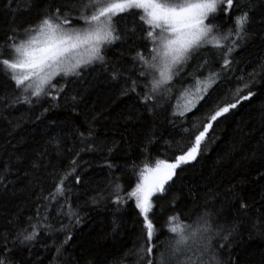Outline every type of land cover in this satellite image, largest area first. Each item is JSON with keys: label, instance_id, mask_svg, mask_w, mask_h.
Masks as SVG:
<instances>
[{"label": "snow or ice", "instance_id": "obj_1", "mask_svg": "<svg viewBox=\"0 0 264 264\" xmlns=\"http://www.w3.org/2000/svg\"><path fill=\"white\" fill-rule=\"evenodd\" d=\"M0 13L7 17L0 19V107L7 110L42 100L49 106L43 108L37 120L59 109L61 101L66 110L80 118L84 92L77 89L69 93L68 89L70 85L86 83L85 70L99 71L107 83L118 87L119 97L135 101L126 115L121 114L126 123L145 120V112L148 117H155L165 107L173 84L187 71L190 62L201 51L219 53V61L203 59L194 73L189 74L202 86L184 111L171 113L173 117H186L193 109L198 110L201 103L206 106L203 115L195 118L191 126H182V135L188 140L177 142L178 146L173 148L171 137L165 139L155 127L148 128L144 134L141 152L146 158L161 141L167 149L179 154L156 159L152 168L146 166L127 198L121 195L123 187L117 184L108 196H94L91 203L98 206L101 200H111L119 212L129 200H135V209L142 220L141 242L125 257H134L136 264H241V257L235 255L239 247L237 236L247 228L250 239L264 240V187L259 189L258 201L249 200L242 191L243 186L264 180L261 171L264 169V103L259 106L261 138L246 148L250 164L261 162L257 176L250 179L249 172L238 173L239 178L233 176L223 191L217 187L210 196L206 194L202 204L197 203L198 192L189 189L195 208L187 214L172 211L165 226L150 218L154 214V198L166 197L172 185L182 179L183 167L199 162L210 144L215 143L216 126L240 115L245 103L251 104L264 91V52L246 62L252 68L250 72L239 68L240 62L235 58L257 40L264 43V0H0ZM26 14H30L29 21L18 20ZM128 17L132 18V26L121 28L120 23H126ZM118 42L127 45V49L109 58L107 52ZM212 67L218 70L213 71ZM205 68L209 72L201 82L199 77L204 75ZM236 72L241 75L236 76ZM232 80L236 81L235 88H228L222 96L212 95L214 86ZM180 83L183 85V81ZM101 116L102 113L84 114L81 126L75 129L82 145L75 157L81 152L98 154L103 158L99 167L111 170L117 167L112 159L120 142L98 139L94 125ZM167 122L175 127L174 120ZM7 123L8 139L4 144L13 151L9 153L5 148L6 159L0 157L3 173L10 172L14 164L24 159L15 151L22 140L12 142L20 122L8 120ZM123 139L122 136L121 142ZM48 143L62 147L59 136L51 137ZM237 147L233 144L232 152ZM46 155V150L38 152L29 162L30 168L39 171ZM75 157L69 170L51 174L54 187L48 195L38 196L45 203L38 206L35 223L33 217L23 226L18 218L9 220L10 227L0 233V264H36L32 256L37 243H42L46 251L55 249L51 264H67L62 258L72 236L65 235L59 244L56 241L70 226L81 223L78 206L71 203V181L74 177V184L85 190L89 183L80 174V161ZM6 179L7 175L0 176V183ZM179 199L172 198L173 208ZM53 202L60 205L55 215L48 211L49 205L55 207ZM65 206L68 211H64ZM41 208L45 211L43 216H40ZM193 210L198 213L195 226L184 224L182 221ZM120 227L118 221H113V232H118ZM48 240L52 243H47ZM87 264L96 262L89 260Z\"/></svg>", "mask_w": 264, "mask_h": 264}, {"label": "trees", "instance_id": "obj_2", "mask_svg": "<svg viewBox=\"0 0 264 264\" xmlns=\"http://www.w3.org/2000/svg\"><path fill=\"white\" fill-rule=\"evenodd\" d=\"M4 18L7 17L0 13V19ZM18 20L29 21L30 14L21 15ZM125 26H132L131 17L127 18L126 23L124 21L120 23L121 28ZM122 49L126 50L127 45L118 42L107 52V55L109 58H114ZM262 52H264V43L257 40L250 44L236 55V60L240 62L238 67L246 68L249 72L252 71L246 62L259 56ZM145 54H148L147 50H145ZM203 59L219 61L220 55L214 51H201L190 62L187 71L173 84V91L170 98L167 99L165 107L158 110L155 117H148L145 112L146 119L142 121L126 123L121 118V114L126 115L135 101L119 97L118 87L107 83L106 78L99 71L85 70L83 79L86 83L78 84L75 87L69 86V93L77 89L84 92L79 119L74 117L70 110L64 108L63 101H61L59 109L50 111L41 120H37L36 117L41 115L44 107L49 106L42 100L33 105L19 104L13 109L6 110L0 107V157L6 159L5 148L9 153L13 151L4 144V141L8 139V120H19L20 122V127L16 130L12 142L16 143L17 140H22L16 145L15 151L24 157L20 163L12 166L10 172H0V176L7 175V179L0 183V233L10 227L9 220L15 221L18 218L21 226L26 225L29 217L34 218L33 223L36 222L37 208L45 203L38 199V196L41 193L44 196L48 195L54 187L51 174H63L69 170L75 152L82 147L76 137L75 129L81 126L84 114L102 113L94 127L100 141L120 142L119 150L113 154L112 159L117 167L111 170L100 168L99 165L103 163V158L95 153L81 152L79 157H75L80 161V174L89 182L87 190H85V188L74 184V177L71 181L73 193L71 203L78 206L81 223L70 226L66 233L58 237L56 243L59 244L63 241L65 235L72 236L65 246L62 258L67 261V264H87L89 260H95L96 264H136L134 257H125L130 249L138 247L141 242L142 220L138 217L135 209V200H129L127 206L121 207V210L117 212L118 206L111 200L107 202L101 200L97 206L91 203V198L108 196L117 184L123 187L121 195L127 198L128 193L140 181L141 173L146 166L152 168L155 166L156 159H167L169 156L179 154L167 149L161 141L160 144L151 148L150 156L146 158L141 152L142 141L145 132L150 127H155L158 134L163 133L165 139L171 137L173 148L178 146L177 142L184 143L188 140L187 136L182 135V126H191L195 118L203 115L206 106L201 103L198 105V110L193 109L187 113L186 117H173L171 113L184 111L189 102L187 98L191 96L193 99L197 89L202 86L189 74L194 73ZM212 70L216 71L218 68L212 67ZM208 72L209 68H205L204 75L199 77L201 82L205 81ZM235 75L239 76L241 73L236 72ZM180 81H183V85ZM60 82L63 83V80ZM236 86L235 80L222 81L218 86H214L215 91L212 95L214 97L222 96L228 88ZM85 89L87 91H84ZM261 103H264V91L251 104L245 103L240 110V115L216 126L213 133L215 143L210 144L205 154L199 158V162H193L191 166L183 167V171L180 172L182 179L172 185V189L166 197L154 198V214L150 218L157 221L160 226H165L172 211L187 214L190 209L195 208L189 189L198 192L200 200L197 203L202 204L206 194L210 196L217 187L223 191L233 176L239 178L238 173L249 172L250 179L257 176L256 169L259 168L261 162L257 160L250 164L246 158V148L248 145H255L256 141L261 138L259 131L261 127L259 106ZM169 119L175 121V127L167 122ZM54 136L60 137L62 147L57 148L55 143H48L49 139ZM122 136L124 139L121 142ZM233 144L238 146L235 152H232ZM69 149L72 151L70 152ZM45 150L47 155L42 160L43 166L39 171L32 170L29 162L36 158L38 152ZM168 162H172V160ZM133 165H135V169H133ZM261 187H264V180H260L259 184L243 186L242 191L249 200L258 201ZM174 196L180 197L175 208L172 207ZM62 203L63 201H61ZM259 206V204L256 205L257 208ZM59 210V204H55V207L48 206V211H51L53 215ZM64 211H68L67 206ZM44 214L45 211L41 208L40 216ZM197 215L198 213L193 210L191 215L186 216L182 222L195 226ZM252 215H255V210ZM113 221H118L121 225L118 232H113ZM223 222L221 221V223ZM65 223L68 222L65 221ZM165 235H168L166 227ZM160 239H164V236H161ZM236 240L239 247L236 248L235 255L241 257V264H264V240L255 237L250 239L247 228L242 231L240 236H237ZM41 241H44L43 236H41ZM47 243H52V241L48 240ZM54 253V248L46 251L42 243H37L33 249L32 259L36 264H51ZM192 259L195 261L196 256H193Z\"/></svg>", "mask_w": 264, "mask_h": 264}, {"label": "rangeland", "instance_id": "obj_3", "mask_svg": "<svg viewBox=\"0 0 264 264\" xmlns=\"http://www.w3.org/2000/svg\"><path fill=\"white\" fill-rule=\"evenodd\" d=\"M186 97H187V95H186ZM186 97H185V99H186ZM190 97V98H189ZM188 98H187V101H189V100H191V96H189Z\"/></svg>", "mask_w": 264, "mask_h": 264}]
</instances>
